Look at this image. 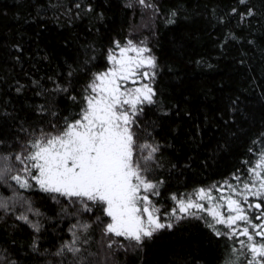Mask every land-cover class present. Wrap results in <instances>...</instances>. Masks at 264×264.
<instances>
[{"label": "trees", "instance_id": "trees-1", "mask_svg": "<svg viewBox=\"0 0 264 264\" xmlns=\"http://www.w3.org/2000/svg\"><path fill=\"white\" fill-rule=\"evenodd\" d=\"M128 1L0 0V264H257L206 212L135 245L108 230L102 202L21 182L132 33L156 58L134 142L161 219L264 157V0Z\"/></svg>", "mask_w": 264, "mask_h": 264}, {"label": "rangeland", "instance_id": "rangeland-1", "mask_svg": "<svg viewBox=\"0 0 264 264\" xmlns=\"http://www.w3.org/2000/svg\"><path fill=\"white\" fill-rule=\"evenodd\" d=\"M144 2L128 4L144 8ZM134 36L110 52L109 66L90 84L81 117L65 131L42 137L24 163L21 182H35L56 199L102 202L108 230L135 245L206 212L248 246L250 262L264 264V157L246 180L236 176L201 189L161 219L163 206L153 198V182L141 169L134 142L137 116L153 99L156 58L145 38Z\"/></svg>", "mask_w": 264, "mask_h": 264}, {"label": "bare ground", "instance_id": "bare-ground-1", "mask_svg": "<svg viewBox=\"0 0 264 264\" xmlns=\"http://www.w3.org/2000/svg\"><path fill=\"white\" fill-rule=\"evenodd\" d=\"M112 50V49H111ZM108 54V53H107ZM29 168H31V167H29ZM59 198V197H58ZM88 203V202H87Z\"/></svg>", "mask_w": 264, "mask_h": 264}]
</instances>
